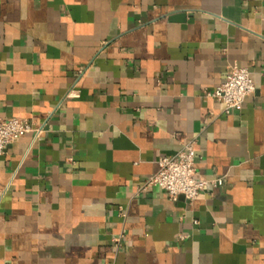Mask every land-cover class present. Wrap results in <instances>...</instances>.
<instances>
[{"label": "crops", "instance_id": "1", "mask_svg": "<svg viewBox=\"0 0 264 264\" xmlns=\"http://www.w3.org/2000/svg\"><path fill=\"white\" fill-rule=\"evenodd\" d=\"M230 64L255 89L227 114ZM12 116L40 131L0 159V264H264V0H0ZM190 140L221 186L139 189Z\"/></svg>", "mask_w": 264, "mask_h": 264}, {"label": "built area", "instance_id": "2", "mask_svg": "<svg viewBox=\"0 0 264 264\" xmlns=\"http://www.w3.org/2000/svg\"><path fill=\"white\" fill-rule=\"evenodd\" d=\"M255 89L251 71L247 67L230 64L224 78L206 95L223 103V111H239L242 109L246 96ZM40 130L28 119L12 116L0 117V159L7 145L25 133L38 134ZM157 170L146 176L139 186L145 190L158 187L164 190L171 200L184 196L188 200L196 199L208 186L218 187L224 182L223 177L199 178L196 176V151L193 141H188L173 155L160 156ZM118 246L122 245L120 237L114 238Z\"/></svg>", "mask_w": 264, "mask_h": 264}, {"label": "water", "instance_id": "3", "mask_svg": "<svg viewBox=\"0 0 264 264\" xmlns=\"http://www.w3.org/2000/svg\"><path fill=\"white\" fill-rule=\"evenodd\" d=\"M189 15H190V13H188L186 11H179V12H175V13H172L171 15H169V20H171V21H185V19Z\"/></svg>", "mask_w": 264, "mask_h": 264}]
</instances>
